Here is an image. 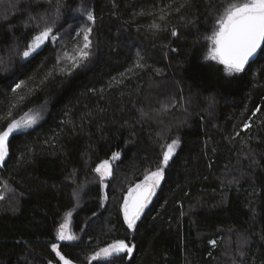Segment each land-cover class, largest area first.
<instances>
[{"label": "trees", "instance_id": "obj_1", "mask_svg": "<svg viewBox=\"0 0 264 264\" xmlns=\"http://www.w3.org/2000/svg\"><path fill=\"white\" fill-rule=\"evenodd\" d=\"M167 2L72 0L68 15L83 4L96 23L91 62L71 75L59 73V67L71 71L69 61L56 64L62 43L72 51L70 37L55 46L48 42L26 70L15 56L10 66L0 64L3 127L29 109L49 106L41 124L10 138L9 155L0 164V264H57L50 244L67 215L68 231L80 239L59 244L75 264H88L89 255L117 238L135 247L131 257L112 264H264V53L242 73L228 75L206 59L211 45L203 37L212 27L205 23V0H193L183 21L168 18L177 37L151 29L154 19L165 27L155 17L137 15ZM26 7L43 10L31 0L0 12V59L6 62L9 49L19 44L22 50L30 39ZM82 23L75 20L74 29ZM137 52L147 67L129 72ZM14 72L15 83L24 81L15 94L7 79ZM164 103L170 107L158 115ZM257 106L261 111L248 121ZM245 122L252 127L242 131ZM177 137L181 144L166 178L136 230L128 231L121 192L141 181L145 169L154 170L160 145ZM114 152L120 158L105 191L107 206L100 207L103 194L93 169ZM242 239L248 240L244 257L238 255Z\"/></svg>", "mask_w": 264, "mask_h": 264}, {"label": "snow or ice", "instance_id": "obj_2", "mask_svg": "<svg viewBox=\"0 0 264 264\" xmlns=\"http://www.w3.org/2000/svg\"><path fill=\"white\" fill-rule=\"evenodd\" d=\"M18 2L27 4L31 0H18ZM35 2L37 5L43 7V10L40 8L32 9L31 7L22 9L23 12L27 13V19L24 21L26 36L28 35L27 30L32 29L30 39H27V43L24 44L22 50L19 44L15 48L9 49V60L6 62L0 59V64H4L6 67L10 66L11 58L15 56L23 61L20 68L26 70V64L34 59L36 55H39V51L47 46L48 42H51L55 46L57 43H61L64 37H70L72 51L69 52L67 50V43H62V47L59 50L62 52V55L57 56L56 64L59 66L62 60H67L70 62L71 71L66 67H59V73L71 75L72 71L81 68L87 69L94 54L91 39L96 23L94 11L92 9H86L81 4L78 7L72 8V15H68L65 10L68 9L69 3L72 0H63V2L56 0L54 9L52 8L53 0H35ZM205 2L207 5L205 11L208 13L204 18L205 23L212 27L211 35L203 37L211 45L206 59L216 61L218 64L223 65L224 71L230 76L242 73L245 70V66L258 54V50L264 53V0H242V2L220 0L216 5L210 3L209 0H205ZM194 7L193 0H168L167 3L155 7L147 13L141 9L137 15L147 14L155 17L159 21L164 22L165 27L162 28L161 24L157 23L154 19L150 25L151 29L155 31L170 30L171 36L177 37L178 29L176 26L169 28L168 18L179 17L183 21L185 19L184 13L191 12ZM221 9H223L222 12ZM62 19L64 23H60ZM77 19H83L84 23L74 29V21ZM13 28L14 25L9 24V31ZM165 47L168 46L165 45ZM171 51L176 52L177 49L172 48ZM144 61L145 57L137 52L135 63L128 71L132 72L135 69L143 70L147 67ZM157 74L160 75L161 72L157 70ZM7 79L11 84H14V87L11 89L14 94L24 84L22 80L20 83H15L19 79L18 74L15 72L7 77ZM113 79L115 80V78ZM20 99L23 100L22 97ZM183 99L184 97L181 96V100ZM175 104L176 101L173 99L171 106H175ZM169 107L170 105L167 103L162 104L160 109L157 110V114H166ZM260 111V106H257L252 112V115L248 117V121L256 117ZM142 115H146V113L142 112ZM11 116L12 112L9 110L8 117L10 118ZM42 118L40 112L32 113V110L29 109V112L25 113L24 116L19 119H11V122H8L7 126L3 127L2 121L4 117H0V128H2L0 130V164L9 155L10 138L14 135L24 134L26 130L37 125L38 121ZM251 127V123L245 122L242 126V131L249 130ZM168 130L165 129V133ZM165 133H158L157 135L164 138ZM239 135L240 132H237L236 136ZM180 144L179 137L172 139L171 142L161 144V156L157 158L158 163L155 169H145L141 181L135 183L134 186H129L126 193L121 192L122 204L120 205V213L123 217V224L126 225L128 231L134 232L136 230L137 222L141 219L145 208L156 193L157 188L161 185V182L166 178V169L176 155L177 148ZM119 158L120 153L114 152L111 159L102 160L93 169V172L99 176L101 192H104L109 187L108 181L114 178V162ZM79 187L82 190L85 185L82 184ZM77 195V190H74L73 196ZM0 199H3V196H0ZM107 200L108 195L104 192V195L101 197L100 207H104V202ZM92 216H96V212H93ZM81 231L83 232L84 229H81ZM54 235L57 242L51 243L50 249L52 253H55V258H58L57 264H73L71 259L67 258L65 254H62L60 250L61 245L58 242H73L78 241L80 238L68 231L67 221L59 225ZM209 243L215 247L217 242L210 240ZM247 245L248 240L242 239L240 242L241 250L238 252L239 256L244 257L246 255L242 249ZM134 247V245L127 241V238L113 239L111 242H105L103 247H99L97 251L89 255L87 257L88 264H93L94 261L96 264H112L114 259L122 258L123 255L131 257ZM48 264H53V261L49 260ZM233 264H236L235 260H233Z\"/></svg>", "mask_w": 264, "mask_h": 264}, {"label": "rangeland", "instance_id": "obj_3", "mask_svg": "<svg viewBox=\"0 0 264 264\" xmlns=\"http://www.w3.org/2000/svg\"><path fill=\"white\" fill-rule=\"evenodd\" d=\"M18 2V0H0V12H3V11H7V12H10L11 9L14 7V5ZM27 19V18H26ZM48 108L49 106L47 105H44V106H41V107H38L36 109H33L32 110V113H35V112H40L41 116L43 117L40 121H38L37 125L41 124L44 120H45V117L47 116V111H48ZM19 119V118H18ZM37 125H34V127H36ZM32 129V128H31ZM30 130V129H28ZM27 131V130H26ZM178 149V148H177ZM118 160H116L114 162V164L117 163ZM106 191V189L104 190V192ZM104 192H101L103 195H104ZM108 201V200H107ZM104 202V207H106L107 203L108 202ZM122 203H120L121 205ZM69 216L67 215L66 218L63 219L62 223H64L65 221H67V224H68V228L70 226L69 224V220H68ZM123 218V217H122ZM57 242V241H56ZM76 241H73V242H58V243H74Z\"/></svg>", "mask_w": 264, "mask_h": 264}, {"label": "water", "instance_id": "obj_4", "mask_svg": "<svg viewBox=\"0 0 264 264\" xmlns=\"http://www.w3.org/2000/svg\"><path fill=\"white\" fill-rule=\"evenodd\" d=\"M260 50H258V54L251 60V62L249 63V64H247L246 66H245V70L247 69V67L251 64V63H253L258 57L257 56H259L260 55ZM157 191V190H156ZM156 194V193H155ZM155 194L153 195V197H152V199H151V201L150 202H152L153 201V199H154V197H155ZM149 202V204H148V206L145 208V210H144V212H143V214L145 213V211L149 208V206H150V203ZM142 214V215H143ZM133 255V254H132ZM73 264H75L74 262H73Z\"/></svg>", "mask_w": 264, "mask_h": 264}]
</instances>
